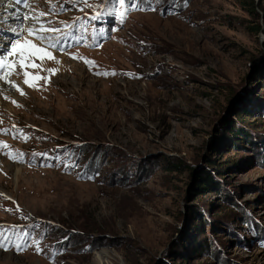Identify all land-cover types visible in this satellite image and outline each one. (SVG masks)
<instances>
[{"label":"rangeland","instance_id":"374dc122","mask_svg":"<svg viewBox=\"0 0 264 264\" xmlns=\"http://www.w3.org/2000/svg\"><path fill=\"white\" fill-rule=\"evenodd\" d=\"M2 2L10 31L21 16ZM51 3L64 10L44 22L59 28L115 11L101 16L107 39L36 59L58 69L28 68L39 87L11 77L31 106L5 100L24 104L13 89L0 95V128L30 137L0 136L10 146L0 162L14 168L0 164V225L43 249H0V264H264V0ZM30 5L22 14L49 10Z\"/></svg>","mask_w":264,"mask_h":264},{"label":"snow or ice","instance_id":"6c2138e0","mask_svg":"<svg viewBox=\"0 0 264 264\" xmlns=\"http://www.w3.org/2000/svg\"><path fill=\"white\" fill-rule=\"evenodd\" d=\"M17 4L23 3L25 7H30L29 0H15ZM73 5L76 4H87L88 0H71ZM102 4H106L107 0H101ZM118 3L121 7H129L135 8L137 5L135 4H126V0H118ZM35 12V15H29L27 13L23 14L21 17V24L17 28L11 29L14 38L8 40L7 42L0 37V83L5 84L8 88H11L20 93V95H26L24 91L17 85L14 81H12L11 77L13 75L19 76L23 75L25 77L24 84H27L29 87L37 88L39 85L37 83L30 82L28 77L30 73L27 71L28 68L36 69L38 67L41 68L42 71L50 72L51 74H55L58 69H43L42 64L37 65L34 61L39 59L42 63L47 58L48 60H54L55 57L52 55L53 52L65 53V41L67 35L61 36L59 33H62L64 30L59 27L52 26V21L48 20L47 23L44 22V18L49 15H57L59 12H62L63 7H59L56 4L51 3L49 0V10L47 12L39 11L36 12L35 8L31 9ZM155 10V9H150ZM95 11V14L90 18L91 20H97L102 15L108 14L111 15L115 10H109L107 7L103 9V11ZM126 12H119L116 14V19L118 22H123L126 19ZM27 21L28 24L25 26L24 22ZM35 21V23H32ZM81 24H86L87 21H80ZM100 35L104 34V30H98ZM26 37H31V40L26 39ZM76 39V43H80L79 37H73ZM23 41V43H22ZM34 41H39L40 44H36ZM73 59H77L78 57L72 56ZM85 63L91 67H98L95 65L94 61L85 60ZM17 68L20 70L17 71ZM96 75H104L107 76L109 74L116 75L115 71L109 73L108 71H104L103 73L97 71ZM125 75H130L125 73ZM35 81L43 79L45 83H50L49 77L40 76L39 74H35L33 76ZM6 89L0 88V95ZM5 100H10V102L17 107H20L19 103L11 99L8 96H3ZM3 121L0 119V124ZM15 129V134H13V139L22 138L25 142L30 138L28 134H26L23 129L17 128L14 124L12 126ZM10 133L9 129L0 128V135H8ZM10 148L3 141H0V149ZM15 153V154H13ZM4 155H7L9 159L13 160V162H24V153L17 152L16 150H10L8 152H4ZM33 156L36 155H45V154H37L33 153ZM74 165L65 164L64 167H70ZM79 178L83 179V176ZM88 179H92V177H88ZM3 195V194H0ZM6 199H10L9 197H5ZM13 203H16L13 201ZM5 211L11 212L12 209H5ZM16 211H21L19 206L17 205ZM36 227H39L37 225ZM9 233L11 235H9ZM12 236L16 237V240H12ZM29 247H33L34 250L39 254L43 251L40 247V239L31 236V233L19 230L18 226H4L0 225V249L5 251L15 249L18 253L27 250ZM59 253H54L53 255H58Z\"/></svg>","mask_w":264,"mask_h":264},{"label":"bare ground","instance_id":"6f19581e","mask_svg":"<svg viewBox=\"0 0 264 264\" xmlns=\"http://www.w3.org/2000/svg\"><path fill=\"white\" fill-rule=\"evenodd\" d=\"M2 3H4V2H2ZM1 3V4H2ZM2 6V5H1ZM3 8V9H2ZM1 10L2 11H7V6L6 7H4V5H3V7H1ZM20 15V13H18V12H16L14 15H13V17L12 18H10V19H14V18H19L18 16ZM0 86L2 87V88H4V89H11V88H8L5 84H2V83H0ZM17 92V91H16ZM18 93V92H17ZM25 93H26V91H25ZM19 95H20V93H18ZM22 96V101H24L23 103V105H21L20 107L21 108H25L26 106H31V104L29 103V101H32V98L30 97V95H21ZM19 103V102H18ZM34 103V102H33ZM20 105V104H19ZM34 106V105H33ZM5 115H6V113H5ZM0 164L3 166V167H8L9 169H11V171H12V169H14L11 165H10V163L8 162L7 164H4L3 162H2V160H1V162H0ZM12 173V172H11ZM3 176V175H2ZM6 185H4V187H5ZM8 186V185H7ZM3 198V197H2Z\"/></svg>","mask_w":264,"mask_h":264},{"label":"trees","instance_id":"16d2710c","mask_svg":"<svg viewBox=\"0 0 264 264\" xmlns=\"http://www.w3.org/2000/svg\"><path fill=\"white\" fill-rule=\"evenodd\" d=\"M207 183V182H206ZM205 184V183H204Z\"/></svg>","mask_w":264,"mask_h":264}]
</instances>
